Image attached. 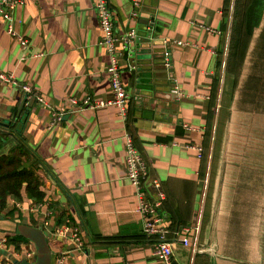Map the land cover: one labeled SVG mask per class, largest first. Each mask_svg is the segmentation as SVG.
I'll return each instance as SVG.
<instances>
[{
    "label": "crops",
    "instance_id": "0c3cea01",
    "mask_svg": "<svg viewBox=\"0 0 264 264\" xmlns=\"http://www.w3.org/2000/svg\"><path fill=\"white\" fill-rule=\"evenodd\" d=\"M108 3L115 13L116 33L131 28L138 32L129 52L118 59L120 79L130 96L125 121L114 106L89 110L71 105V100L88 97L113 98L94 0H23L13 13L14 36L6 32L0 18V74L12 79V83L0 80V120H8L18 109L24 98L22 86L42 99V104L35 100L30 107L21 137L37 159L30 164L40 168L37 175L45 192L44 203L37 206L24 195L21 203L9 199L7 210L16 208L17 213L13 218L4 216L6 211L0 216L3 225L11 229L14 224L16 232L2 233L20 234L17 228L22 222L43 227L48 202L59 201L66 208L69 201L81 211L79 218L69 208L74 220H66L82 230L84 251L70 257L68 264H161L152 254V241L139 237L138 199L126 177L128 133L148 166V196L153 194L151 180L161 184L165 200L159 214L164 227L177 230L199 223L195 247L174 241L175 264H260L257 228L250 227L247 233L239 215V191L234 189V184L238 186L234 172L242 174L243 164L236 171L237 162L230 159L226 144L227 130L231 136L238 116V99L232 92L238 81V87L243 84V65L251 45L237 70L236 83L228 62L234 0H230L225 31V0ZM263 16L264 8L260 24ZM16 37L25 39L26 46H20ZM164 40L183 43L170 48V73L181 95L174 92L162 68ZM259 41L256 54L251 52L255 66L264 62V36ZM61 108L65 114L52 126V112ZM246 111L258 129V114L250 107ZM49 212L47 221L55 226L58 212ZM94 236L117 239L92 243ZM51 237L54 264L67 244ZM25 238L28 246L20 245L13 258L14 249L8 245L0 264L36 259L33 244ZM23 252H30L32 259L22 257Z\"/></svg>",
    "mask_w": 264,
    "mask_h": 264
},
{
    "label": "built area",
    "instance_id": "2783aa9c",
    "mask_svg": "<svg viewBox=\"0 0 264 264\" xmlns=\"http://www.w3.org/2000/svg\"><path fill=\"white\" fill-rule=\"evenodd\" d=\"M23 4V0H0V18L6 25V32L9 35H15L13 30V13L18 6ZM137 6V3H134ZM95 11L97 15L99 29L101 31V40L99 45L103 46L108 54L109 64L106 69L108 75V82L113 94V98L108 101H95L91 98H85L81 102L71 100V105L77 109H89L96 110L106 106H114L118 110L119 117L125 121L127 118V108L130 103V96L126 93L120 79V70L118 66V59L129 52V49L134 44L137 38V31L133 28L123 33L115 32V21L113 13L109 8L107 0H94ZM151 31L148 28V31ZM20 46H26V40L16 37ZM182 42H170L164 40L161 43L162 46V68L165 72L166 79L172 84L173 90L177 95H181L182 92L176 86V81L171 75V63H170V48L172 46H182ZM129 71L134 69L128 68ZM0 80L12 83L10 77H5L0 74ZM22 91L27 101L35 97V100L42 104L41 98L36 97L29 87L22 86ZM65 114L64 109H58L52 112L51 125H56L61 117ZM125 166L126 177L130 184L135 188L136 196L138 199L137 212L141 215L142 226L141 233L153 240L152 254L157 258L161 264H175L173 255L174 241L179 239V242L184 246L195 247L197 234L199 232V223L194 226H184L177 230H170L163 225V217L159 214L162 207V203L165 200L164 192L161 189V184L157 179H153L149 182L150 187L153 189V194L148 196L146 192L148 182V166L143 160L141 155L135 149L131 136L126 133L125 135ZM15 206L20 208L18 204ZM41 206H38L40 208ZM50 216V212L47 210L43 214V227L49 228V233L54 238H59L67 244V248L63 252L55 256L54 264H68V259L74 254L84 251V238L82 230L77 225L72 224L69 220H66L61 225L50 226L47 218ZM42 227V228H43ZM193 233V241H190L189 236ZM0 260L2 259V252L7 249V238L11 234L0 232ZM195 241V243H194ZM18 251L12 252L13 258L17 256ZM26 260L32 259L30 252H23L21 254ZM4 260V259H3Z\"/></svg>",
    "mask_w": 264,
    "mask_h": 264
},
{
    "label": "rangeland",
    "instance_id": "374dc122",
    "mask_svg": "<svg viewBox=\"0 0 264 264\" xmlns=\"http://www.w3.org/2000/svg\"><path fill=\"white\" fill-rule=\"evenodd\" d=\"M262 36H264V16L262 23L251 37L247 59L244 58V65L242 63L245 70H243V84L238 87V81L237 87L232 92L233 95H237L238 110L235 114H238V116L235 118L232 135L230 136L229 130L226 133L228 154L232 156L230 157L231 160L237 162V164H233L237 166L236 171L239 165L243 164L242 174L234 172V177L238 183V186L234 184V189L237 187L239 191V215L243 219V224L247 226V233H249L250 227L257 228V254L258 263L260 264H264V62L260 63L258 61L257 66H255L254 53L251 52L254 50L256 54L255 49L260 44L259 40ZM238 75L236 76V83L237 79H240ZM28 102L30 107L36 105L35 97H32ZM248 107L251 108L253 113L258 114V129L254 128L256 125L254 119L250 117V112L246 111ZM233 117H231V120ZM228 119L230 120V117ZM242 123L243 126L241 127ZM247 124L248 126H246ZM11 146V141H5L0 150V155L7 153ZM241 149L243 150L241 151ZM241 152L244 155H242V158L238 156V154H242ZM250 152L253 156L247 159L246 155L251 154ZM243 231L245 233V229ZM17 232L27 237L33 244V252L36 255V259L22 264H51L50 245L52 244V237L49 230H38L22 222L18 224ZM243 237L247 238L246 236Z\"/></svg>",
    "mask_w": 264,
    "mask_h": 264
},
{
    "label": "trees",
    "instance_id": "16d2710c",
    "mask_svg": "<svg viewBox=\"0 0 264 264\" xmlns=\"http://www.w3.org/2000/svg\"><path fill=\"white\" fill-rule=\"evenodd\" d=\"M229 5L230 0H225L223 10L225 23L222 25V30L224 31L226 29ZM109 8L113 13L115 21V13L110 5ZM263 8L264 0H234L228 62L232 63L231 72L235 77L247 53L253 31L260 24ZM214 93L215 91L212 94V99L214 98ZM5 141H11L12 146L7 153L0 155V215L6 211L4 212V216L13 218L17 210L16 208L7 210L9 199L15 203H21L24 195L32 204L37 206L44 203L45 192L43 191L42 179L37 175V171L40 168L36 164H30L32 160L35 161L37 159L27 149L25 139L21 137V132L11 127L7 129L0 127V150ZM200 157L203 158V154ZM66 206V208H61L62 206L59 201L48 202L47 210L58 212L56 217V225L58 226L66 219L74 220L71 217L69 208H74L77 216L79 218L81 216V211L77 205L68 201ZM17 215L21 217L20 214ZM140 234V238L150 240L153 243L152 239L145 237L141 232ZM116 239L94 236L90 238V242L107 244L112 243ZM28 244L27 239L17 233L7 238V245L12 246L15 251H18L20 245L28 246Z\"/></svg>",
    "mask_w": 264,
    "mask_h": 264
},
{
    "label": "water",
    "instance_id": "95a60500",
    "mask_svg": "<svg viewBox=\"0 0 264 264\" xmlns=\"http://www.w3.org/2000/svg\"><path fill=\"white\" fill-rule=\"evenodd\" d=\"M141 23L143 24H147V21H141ZM30 110V106L28 105V101L27 98L24 96V98L22 99V101L19 104L18 109L13 112V114L10 116V118L8 120H0V127L2 128H15L16 131L21 132L22 126L25 124V121L27 120V116H28V112ZM19 120V121H18ZM18 121V122H17ZM60 197L62 198L61 201L64 202V198L63 196L60 194ZM2 216H0V232H16V226L13 224L11 225V229L10 228H6L3 225V219L1 218ZM7 224V223H5ZM36 229L38 230H43L42 225L37 226ZM47 237V236H46Z\"/></svg>",
    "mask_w": 264,
    "mask_h": 264
}]
</instances>
